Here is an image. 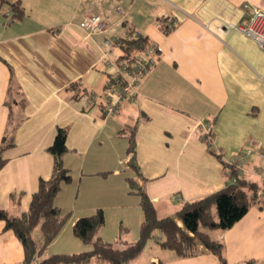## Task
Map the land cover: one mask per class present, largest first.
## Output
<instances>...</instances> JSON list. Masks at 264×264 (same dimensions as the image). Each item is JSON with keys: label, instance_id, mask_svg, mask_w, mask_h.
<instances>
[{"label": "crops", "instance_id": "1", "mask_svg": "<svg viewBox=\"0 0 264 264\" xmlns=\"http://www.w3.org/2000/svg\"><path fill=\"white\" fill-rule=\"evenodd\" d=\"M10 1L0 0V144L14 123L17 129L15 144L3 152L0 206L11 216L29 210L40 179L52 175L48 149L59 127L68 128L63 161L73 177L55 198L70 218L32 264L91 249L73 225L100 208L106 221L99 236L120 247L132 242L107 230L108 214L134 209L139 237L144 214L130 180L146 190L159 217L176 216L185 202L224 188L230 182L225 163L248 144L257 152L247 162V178L258 183L259 200L232 227L208 230L224 243L225 262L202 245L181 256L160 244L158 230L149 262L264 264V159L258 155L264 151V50L230 26L264 10V0ZM16 1L25 14L10 20ZM95 13L107 30L89 34L80 23ZM131 34L157 46V61L134 94L119 100L118 112L108 114L109 97L119 95H108L112 68L104 60L105 39L113 41L108 57L117 62L122 49L115 42ZM81 92L93 94L95 103L87 106L75 96ZM132 128L138 174L129 163ZM4 226L0 221V264H23V245ZM141 254L128 264H139ZM84 264L111 263L93 257Z\"/></svg>", "mask_w": 264, "mask_h": 264}, {"label": "trees", "instance_id": "2", "mask_svg": "<svg viewBox=\"0 0 264 264\" xmlns=\"http://www.w3.org/2000/svg\"><path fill=\"white\" fill-rule=\"evenodd\" d=\"M11 11L13 14L10 20L24 17L25 11L19 1L12 3ZM8 15L10 16V12ZM115 43L119 44L122 49V55L118 60L134 63L150 41L142 34H131L128 38H120ZM112 79L111 77L109 82ZM76 87V82L70 86L71 89H76ZM88 95L92 94L81 92L75 96L84 100ZM84 102L90 106L86 100ZM12 122L10 121L9 124ZM16 125L14 123L12 130L10 128L7 130L0 144V169L6 163L3 152L15 144ZM67 136V127L57 129L55 139L48 149L54 157L52 175L49 179H40L29 210L18 216H11L0 206V221L5 223L4 229L13 230L23 245L25 254L23 264H32L41 256L70 218V213L64 212L55 203V198L62 186L71 182L73 178L71 170L65 166L63 161V155L68 149ZM128 141L129 163L138 174L134 128L128 135ZM225 165L231 167L230 164L225 163ZM231 174L237 175V171L232 169ZM231 174L230 182L224 188L200 199L185 202L176 216L167 217L158 216L154 202L134 178L130 180V183L140 196V205L144 214L137 240L126 241L122 247L115 242L104 241L99 236V231L104 226L106 217L104 210L100 208L91 215L78 218L73 225L75 236L82 242L90 244L91 249L73 254H52L40 264H84L93 257L111 264H128L140 255L149 239L153 237L155 230L161 234L160 244L165 248L175 250L181 256L198 253L202 245L225 262L224 243L214 240L208 230H226L232 227L246 214L250 206L259 200L257 182L248 178H239L237 183H233ZM179 220L182 225H179Z\"/></svg>", "mask_w": 264, "mask_h": 264}, {"label": "built area", "instance_id": "3", "mask_svg": "<svg viewBox=\"0 0 264 264\" xmlns=\"http://www.w3.org/2000/svg\"><path fill=\"white\" fill-rule=\"evenodd\" d=\"M80 26L85 29L89 34L102 33L107 30V23L103 19L101 14L95 13L88 15L80 23ZM231 27L240 31L244 35L254 39L259 47L264 50V10L256 9L251 17V19L242 24H230ZM113 41L111 39H105V46L108 50H111L113 47ZM105 52L104 60L107 66L112 68L111 77L112 81L109 83V92L110 96L112 93H118V101L111 98L107 105V113L115 114L118 112V102L124 97H131L134 94L135 87L137 82L143 78L151 68L155 65L157 58L156 54L158 48L156 45L150 43L137 57V60L134 63H127L124 60H118L117 62L112 61L108 55L109 51ZM84 100L89 105H93L96 101L95 96L88 95ZM255 147L253 145H245L240 150L234 152L229 160L231 167L229 168V173H232V169L237 171V175L231 176V181L237 183L239 178H247L250 169L247 166V162L256 154ZM258 155L264 159V151H259ZM257 166H254L256 173L261 176L257 171Z\"/></svg>", "mask_w": 264, "mask_h": 264}, {"label": "rangeland", "instance_id": "4", "mask_svg": "<svg viewBox=\"0 0 264 264\" xmlns=\"http://www.w3.org/2000/svg\"><path fill=\"white\" fill-rule=\"evenodd\" d=\"M141 214H142V210H141ZM122 219L127 224L125 223L122 224V221H121ZM107 220H108L107 230H108L109 235L119 233L121 237L131 240V241L135 240L138 237L139 228L137 224L138 223V211L137 210L128 209L125 215L108 214ZM121 225H128L129 230L122 229L123 227ZM157 248H158L157 245L154 243V238L153 237L152 239L150 238L149 241L147 242V245L142 251L139 264H151L149 262V258L151 254L156 251Z\"/></svg>", "mask_w": 264, "mask_h": 264}]
</instances>
